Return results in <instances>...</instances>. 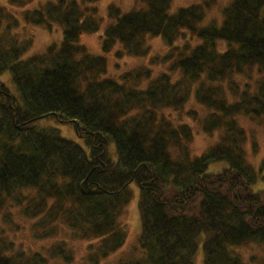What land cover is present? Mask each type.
<instances>
[{"label":"trees","instance_id":"1","mask_svg":"<svg viewBox=\"0 0 264 264\" xmlns=\"http://www.w3.org/2000/svg\"><path fill=\"white\" fill-rule=\"evenodd\" d=\"M99 1L0 5V75L11 74L22 100L17 104L0 81V264L72 263L57 228L87 243L86 264H264V173L247 159L240 123L264 126V0H231L222 8L218 0H198L174 13L173 0H134L128 12L108 6L103 55L119 46L118 59L146 57L155 37L168 48L115 78L106 75L104 56L79 44L102 25ZM214 9L221 20L207 23ZM18 14L49 32L60 27L59 47L25 56L32 39L15 31ZM186 34L198 43L185 42ZM159 63L168 67L155 71ZM194 85L202 118L185 110ZM184 117L207 135L219 133L198 156ZM40 120L71 126L89 155L53 129H36ZM131 184L138 189L137 259L110 262L126 242L120 217ZM18 213L38 219L33 238L52 241L45 253L17 247L6 232ZM249 247L259 254L244 259L240 252Z\"/></svg>","mask_w":264,"mask_h":264},{"label":"rangeland","instance_id":"2","mask_svg":"<svg viewBox=\"0 0 264 264\" xmlns=\"http://www.w3.org/2000/svg\"><path fill=\"white\" fill-rule=\"evenodd\" d=\"M7 0H0L2 6L6 4ZM47 0H32V3L27 8H34L39 3H43ZM198 0H173L171 5V12L174 13L179 8H187L195 3ZM231 0H218L219 5L225 7ZM113 5L119 7L123 12L130 11L134 6V0H100L96 3V7L99 10V16L103 19L101 22V26L96 33L93 34H83L79 39V44L86 47L88 52L94 56H104L107 61V76L115 78L117 75L122 74L123 72L130 71L139 67L148 66V61L150 58L161 56L163 57L165 53L168 52V48L163 42V40L159 37L149 38L148 45L150 47V53L146 57H124L122 59H118L115 57V53L119 51V46H116L113 51L108 55H103L101 45H102V36L104 33V28L106 26V9L108 6ZM220 9H214L212 12L208 13V18L206 20L207 23H218L221 20V14H219ZM18 20L22 24V26L15 29L17 33H19L20 38L27 37L32 39V44L28 48L25 56H36L44 54L46 49L52 45L59 47L62 41V29L58 26H53V29L49 32L41 27H34L31 24H26L22 19V16L18 14ZM184 41L190 45H195L198 43L195 39H192L190 35L186 34L184 37ZM182 43V41L180 42ZM218 49L222 52L225 50L224 46L218 45ZM160 64V63H159ZM157 64L154 67L155 71H160L164 68H167V64ZM163 66V67H162ZM0 81L5 85L8 89L11 96L15 99L17 104H22L21 97L19 92L17 91L10 73H3L0 75ZM196 85L193 86L190 99L185 107V110L194 109L199 113L198 118H202L204 115V110L200 108L198 104L194 102L193 92L196 90ZM176 115V114H175ZM177 118L178 116H175ZM183 120L188 123L192 127L193 131V142H192V154L200 155L203 153L209 145L217 142L219 138V133H213L212 135H207L202 132V129L199 123L191 118L184 117ZM241 126L244 128L247 137L246 144V156L254 168L255 171L264 173V126L261 122H253L249 119H240ZM36 129L39 130H55L58 135L66 140H69L78 146H80L83 150H86L84 145V141L81 138H78L71 126L65 124H58L52 120H40L35 122L33 125ZM255 145L256 151L253 152V147ZM107 154L109 158L113 161H117V156L115 152V146L112 142H109L107 145ZM131 191L133 190L131 201L125 208L123 214L121 215V224L125 227L127 238L125 245L121 251L116 252L112 255L108 260L112 262L117 258L120 260H125V258L133 257L131 253L137 246L139 234H140V224H139V216L137 211V199H138V189L134 184L129 186ZM24 197L22 198V200ZM49 203V202H48ZM13 223L8 226L6 232L10 233L9 236L12 237L16 246L21 247V249L28 252H42L45 253L46 249L50 247L52 241L49 240H36L33 238L32 226L38 219L30 220L27 219L24 215L19 214L14 215ZM63 231V232H61ZM55 237L58 239H62L67 241L69 247L73 251L74 260L70 264H86V252H87V243L81 241H73L71 238V232L67 229L65 230H56ZM53 240V239H52ZM45 251V252H43ZM241 255L244 259H247L246 256L251 254V256H258L259 251L255 248H245L241 252ZM130 255V256H129ZM246 255V256H244ZM52 263V261H51ZM62 264V263H55Z\"/></svg>","mask_w":264,"mask_h":264},{"label":"bare ground","instance_id":"3","mask_svg":"<svg viewBox=\"0 0 264 264\" xmlns=\"http://www.w3.org/2000/svg\"><path fill=\"white\" fill-rule=\"evenodd\" d=\"M117 123V122H116ZM118 126L123 130L124 129V124L120 121H118ZM117 128V127H116ZM120 129V130H121ZM77 136V135H76ZM113 143V142H112ZM86 147V146H85ZM89 151L90 149H88V147H86V150H83V152H78L81 156H88L89 155ZM115 152H116V148H115ZM82 153V154H81ZM195 156H198L197 154H194ZM117 156V154H116ZM130 261H135L137 258L136 257H130L129 258Z\"/></svg>","mask_w":264,"mask_h":264}]
</instances>
